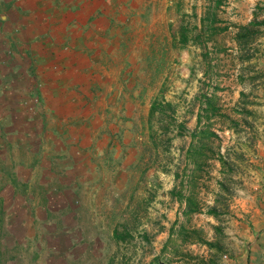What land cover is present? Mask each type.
Returning <instances> with one entry per match:
<instances>
[{"label":"rangeland","instance_id":"rangeland-1","mask_svg":"<svg viewBox=\"0 0 264 264\" xmlns=\"http://www.w3.org/2000/svg\"><path fill=\"white\" fill-rule=\"evenodd\" d=\"M107 3L80 75L0 81V178L53 222L0 264H264V0Z\"/></svg>","mask_w":264,"mask_h":264},{"label":"crops","instance_id":"crops-1","mask_svg":"<svg viewBox=\"0 0 264 264\" xmlns=\"http://www.w3.org/2000/svg\"><path fill=\"white\" fill-rule=\"evenodd\" d=\"M107 2L0 0V81L46 74L48 67L59 70L66 78L80 75L86 68L83 62L89 61L86 52L94 48V30L106 29L105 18L110 10ZM24 167L18 173L25 174L26 181L30 169ZM14 186L0 178V233L9 232L3 234L7 243L15 237L23 242L26 233H30V209L38 211L43 226L53 223L48 214L52 210V192L46 191L45 205L36 206L30 196L16 194Z\"/></svg>","mask_w":264,"mask_h":264}]
</instances>
